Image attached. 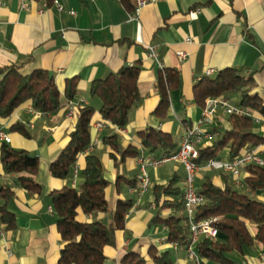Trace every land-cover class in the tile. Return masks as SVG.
I'll list each match as a JSON object with an SVG mask.
<instances>
[{"label":"crops","instance_id":"1","mask_svg":"<svg viewBox=\"0 0 264 264\" xmlns=\"http://www.w3.org/2000/svg\"><path fill=\"white\" fill-rule=\"evenodd\" d=\"M128 1L130 9L120 0H0V68L14 65L24 75L36 69L52 72L62 105L53 113L37 116L33 107L25 104L8 118L0 117V131L10 138L6 143L38 158L34 178L40 185V192L17 186L14 175H4L0 166V183L8 181L13 191L8 209L15 216L14 229L0 223V264H57L62 241L50 192L64 186L77 187L81 182L79 173L74 184L71 177L55 178L48 171L67 144L80 107L71 118L66 108L70 102L83 101L85 106L95 108L93 121L102 120L100 101L90 94L91 83L134 64L140 66L137 86L141 99L132 106L127 125L118 128L106 122L101 130L92 127L91 146L86 149L102 163L109 181V207L113 208L118 199L131 200L133 204L125 217L124 230L117 234L116 246L106 249L103 264H121L122 257L130 251L144 255L145 264H154L148 253L150 246L158 253L168 251L173 264H197L186 247L166 241L167 228L163 224L153 222L156 208L151 188L166 184L173 176L184 181L180 175L182 164L168 160L156 167L145 165L151 187L138 194L129 191L136 181L127 184L124 178L136 180L142 169L139 156H124L121 151L132 145L140 154H151L141 147L138 136L149 127L170 133L178 145L184 131L201 116L203 108L194 101L193 86L208 69L215 70V74L229 67L246 74L255 72L254 91L264 102V0H153L140 9L136 19H131L136 0ZM148 46L155 49L156 58L148 56ZM178 51H183L185 57L180 58ZM160 69H174L179 78L178 87L168 92L169 109L162 119L154 114L160 99L156 87ZM73 77L78 80L77 92L66 100L65 81ZM233 95L227 98L237 104L239 98ZM254 114L261 121L254 122L252 130L264 136V120ZM15 123L22 124L28 135L11 130ZM204 128L209 136L198 150L210 146L231 128L229 115L218 110ZM112 135L117 136L121 147L117 151L104 141V137ZM3 142L0 140V148ZM256 149L264 158V145ZM217 154V158L229 159L228 147L223 146ZM152 155L158 157L160 153ZM82 158L76 162L79 171ZM167 162L173 164L161 166ZM203 170V179L210 176L215 184L222 185L221 174L225 172ZM228 182L232 184L230 175ZM257 197L262 199L263 194ZM168 212L162 211L161 215ZM78 219L107 222L111 213L79 214ZM231 258L232 264H264V247L255 243L242 253H232Z\"/></svg>","mask_w":264,"mask_h":264},{"label":"trees","instance_id":"2","mask_svg":"<svg viewBox=\"0 0 264 264\" xmlns=\"http://www.w3.org/2000/svg\"><path fill=\"white\" fill-rule=\"evenodd\" d=\"M48 3L53 0H46ZM128 9V0H120ZM140 72L138 64L125 65L104 78L94 80L90 86L92 97L99 99L101 119L118 128H124L129 121L132 106L139 102L141 95L137 86ZM255 72L244 73L234 67L224 68L213 76L201 78L193 86V98L198 106L204 107L208 98L236 94L237 104L251 109L264 120V102L254 91ZM77 77L67 79L63 95L66 100L74 98L77 92ZM178 72L174 69H160L156 87L160 96L154 114L162 119L169 109L168 92L178 87ZM30 104L42 113H53L62 107L61 94L53 77L45 69H36L29 74H21L14 65L0 68V117L8 118L22 105ZM95 108L84 105L79 108L74 129L68 135V142L58 157L49 165V174L55 178L71 176L73 165L80 156L83 165L79 171L81 182L78 186H64L50 192L52 209L56 214V229L60 235V248L57 264H103L106 249L115 247L117 234L124 230L125 214L132 207V201L118 199L110 208L106 198L109 181L103 173V166L94 154L86 153L91 146V128ZM231 128L221 133L210 146L198 150L195 163L204 165L217 158V152L223 146L228 147V158L233 159L246 150L264 145V136L254 132V121L246 116L230 115ZM11 130L28 135L20 123L12 124ZM141 147L148 153L170 155L177 148L168 132L147 128L138 133ZM112 149H120L117 136L104 137ZM124 156H139L137 147L129 145L122 149ZM0 166L4 175H14L13 183L30 192H40V185L34 176L38 169V158L30 157L24 149H16L3 142L0 148ZM245 190L240 191L228 182L227 173L221 174L222 185L206 176L199 194L204 202L197 207L194 218L200 220L214 217L218 229L215 239L204 238L194 246L199 264H232L231 254L242 253L247 247L259 243L264 247V166L249 164L244 168ZM120 178L117 179L119 184ZM134 184L135 179H126ZM180 178L173 176L166 184H155L151 190L154 196L156 215L153 222L167 228L168 243H177L186 247L189 243V224L184 213L183 190L179 186ZM262 193L263 198H258ZM13 195L8 181L0 183V223L7 229L15 228V216L8 209ZM162 211H169L162 216ZM111 213L107 222L101 220H80L78 215L90 216L94 213ZM148 253L154 264H173L169 252H157L150 246ZM121 264H145L144 255L130 251Z\"/></svg>","mask_w":264,"mask_h":264},{"label":"built area","instance_id":"3","mask_svg":"<svg viewBox=\"0 0 264 264\" xmlns=\"http://www.w3.org/2000/svg\"><path fill=\"white\" fill-rule=\"evenodd\" d=\"M153 0H136V8L131 14V19H136L139 15L140 9ZM59 10H62V6L56 4ZM72 13V12H71ZM187 42L191 40L186 38ZM148 56L151 58L157 57V52L151 46H148ZM177 55L180 58L185 57L183 51H178ZM215 70L208 69L206 76H213ZM84 106V102L80 101L78 104L70 102L66 108V115L71 118L75 115L77 107ZM218 110H223L226 114L230 115H243L251 118L254 122H260L261 120L255 116L251 109L240 106L236 103H232L225 96H218L208 98L202 109L200 118L193 122L183 133L176 150L170 155H160L153 156L152 154L139 155V160L142 164L141 172L136 177V184L129 188L130 192H135L138 194H143L148 191L151 187V180L144 169L145 165H151L153 167L166 162L168 160H174L182 164L185 170V178L183 181V205L184 213L187 217L189 224V243L186 246L188 255L195 259L198 263L197 257L194 252V245L204 238L215 239L218 235V229L214 225V217H206L200 220H195L194 213L198 206L203 204L204 197L197 192L194 186V176L195 173L203 170H215L228 173L232 178V184L236 188L243 187L242 175L245 173V166L249 164H255L259 166H264V158L259 154L256 148H251L246 150L241 155L233 159H222L213 158L209 160L204 165H198L195 163V159L198 157V147L203 142L205 138L209 136L208 132L205 130L204 126L210 124L214 116L217 114ZM34 114L41 116L43 113L34 109ZM106 122L104 120L93 121L92 127L96 130H101L105 126ZM0 140L4 142H9L10 138L2 131H0ZM79 173L78 164L75 163L71 171V179L73 183L77 181ZM128 215V212L125 214ZM173 246H177V243H172ZM8 255L11 254L7 251Z\"/></svg>","mask_w":264,"mask_h":264},{"label":"rangeland","instance_id":"4","mask_svg":"<svg viewBox=\"0 0 264 264\" xmlns=\"http://www.w3.org/2000/svg\"><path fill=\"white\" fill-rule=\"evenodd\" d=\"M232 96H234V95H231V97ZM173 162H176V161H173ZM173 162H167V163H165V164H163L161 166H166V165H169V164H173ZM180 173H181L180 175H181L182 179H184L185 178V171L182 169V171H180ZM204 175H206V172L204 170L195 173L194 186H195L196 190L200 189L201 183L203 181V177L202 176H204ZM179 186L181 188H183V181L179 183ZM239 189H240V191H243V190H245V186H243L242 188H239ZM194 248H195V246H194Z\"/></svg>","mask_w":264,"mask_h":264},{"label":"water","instance_id":"5","mask_svg":"<svg viewBox=\"0 0 264 264\" xmlns=\"http://www.w3.org/2000/svg\"><path fill=\"white\" fill-rule=\"evenodd\" d=\"M49 77H52V72H49ZM30 157H34V156L30 155Z\"/></svg>","mask_w":264,"mask_h":264}]
</instances>
